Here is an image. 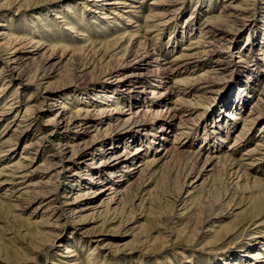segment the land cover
Here are the masks:
<instances>
[{
	"label": "bare ground",
	"instance_id": "obj_1",
	"mask_svg": "<svg viewBox=\"0 0 264 264\" xmlns=\"http://www.w3.org/2000/svg\"><path fill=\"white\" fill-rule=\"evenodd\" d=\"M91 1H93V9L90 10L92 19H95L94 15H99V20L103 21L102 25L107 26L108 29L114 25L112 22L116 20L127 26H131L133 23L132 28L138 27V22L132 20L133 15L138 14V11L136 12L138 7L134 5L137 0ZM181 2L182 0H164L151 3L152 7H150L153 9L146 17L148 31L144 35L152 34V32L159 33L170 24L175 23L174 21L180 16L181 5L178 4ZM198 3L200 7L204 0H199ZM221 8L222 15L218 19L215 18L216 20L209 21L200 29L199 35L192 38L191 43L183 47L184 53L176 56L173 67L170 63L161 62L160 56L155 55L147 42L142 41L138 33L135 32H123L116 40L107 41L104 45L100 44L101 46H85V43L71 50L64 47L65 53H70L71 59L76 61L83 59L84 61L83 66L78 70L75 69L79 78H102L103 83L101 82L96 90L81 95L77 99H67L61 95L49 94L47 92L50 88L46 87L40 95V103L51 101L52 107L59 105L45 125L49 127L47 136H42L35 143L31 142L32 144L28 142L29 144L27 143L24 147L27 154L21 155L19 162L14 169H11V173L15 176L19 172H24L21 177L12 178L27 177L26 171L30 168L34 155L37 157L43 155L45 161L47 159L55 161L53 165L45 162L41 164L42 168L47 170L54 166H58L57 169L60 168V171L75 168L76 172L69 175L70 183L67 195L61 199L55 196L57 186L54 182L51 184L48 180L45 184V187L48 184H51V187L40 207L44 208L45 213H49L47 220L52 216L55 218L52 222L53 225H49L50 229L56 228L58 221H64L67 209L70 210L71 215H76L97 208V214H103L106 218L103 225L113 222L114 217L111 218V215L126 213L131 217L130 222L133 223L134 212L138 210L140 204H136V202L140 200L139 194L145 189V176L150 174L155 167L165 166L174 161L175 164L180 162L182 168L178 169L176 173L174 172L176 192L169 201L173 210L168 214L169 221L177 215H184L193 209H197L199 215H206L205 223L211 217L216 216L218 213L215 212H220L221 207L226 208L227 213L224 216H233V212L238 207L236 208L233 200L231 201L229 198V188L210 189L213 188L214 179H212L211 185L208 184V181L211 180V173L216 167H219V171L226 167V158L216 156L218 150L217 146H214L216 141L221 143L224 142L223 139L227 138L224 134H227L228 130L227 128L221 130L222 122L232 121L235 125L241 115H244L242 128L234 134L232 143L228 145V150L232 151L235 148L245 147L249 137L255 132V125L264 119V89L258 95V101L252 103L246 112L244 111L247 104L246 99L251 96V87L259 80V74L264 69V21L262 22L263 28L259 29L257 25V28L252 27L245 34L246 43L241 47L235 45V49H232L242 56H247L249 61L241 68L240 74H243V77L236 78L235 84L232 80L231 83L234 86L223 97L220 96L219 102L215 103L219 97L218 92L215 91L219 82L218 78L229 72V68L235 61V56L230 53V45L233 44L229 35L230 29L227 28L237 20L236 9L225 3ZM188 16L179 28L183 36H189L194 30L192 21L194 22L196 16L194 13ZM60 21L65 23L66 18H60ZM70 30L74 34L75 30L77 31L75 35L77 40L87 37L85 30L78 31L75 26L70 27ZM22 40L20 39L21 42ZM84 41L87 42V39ZM34 43L38 46L35 45L36 48L33 47L34 49H30L31 51L27 54L21 55V49L14 48L5 57L0 55V60L10 71L16 67L21 69L29 62L32 64L41 53L39 41L32 44ZM42 48H44L43 45ZM44 54L45 52L40 56L42 57ZM46 60L41 74L38 73L34 76L36 79L40 76L38 79L40 81L53 74V67L48 65L52 63L51 57L46 56ZM208 60L209 65L206 67L205 63ZM46 65L49 68H45ZM52 65L54 66V64ZM11 80L7 78L6 83L0 87V94H4L3 92L9 89ZM16 80L21 83L23 79L18 77ZM76 100H79L80 106L74 113L69 112L67 105L72 102L76 103ZM208 101L215 104L206 107ZM87 104L88 106H86ZM8 105H10L9 102H5L3 110H7ZM34 111H37L36 107L31 106L24 111V116H28ZM193 111L195 114L191 115ZM201 116L206 120L204 129L208 132L209 129H212V134L215 136L206 138L207 146L212 148L209 147L206 151L200 149L194 151L190 147L194 139H191L190 142V137H187L186 133L188 129L194 130L198 124H201L199 122ZM3 117V112H1L0 119L2 120ZM20 121L24 122V119ZM208 122L211 126L209 129ZM72 131L77 132L73 137L69 136ZM18 132L17 129L11 131V135L5 141L8 147H13L18 142ZM254 134L257 138L256 143L246 147L239 161H231L228 165L231 175L230 184L236 190L264 191V179L254 178L250 181L247 174L248 171H256L264 164V122ZM186 137L189 142L186 141ZM42 140L45 141L41 142ZM119 145L123 146L120 151H118ZM37 148H43L44 151L38 153ZM29 150L33 151V157L29 156ZM4 156L6 153L0 154V158ZM60 171L51 177L55 178V183L58 182ZM202 178L204 179L199 182ZM11 181L13 180L7 184L13 185ZM75 187H83V189L73 192ZM197 189L201 191V195L204 194L199 202L192 197V192ZM129 195L131 198L127 201ZM7 196L14 197L12 192ZM204 196L205 198H203ZM98 199H100L99 204L92 207ZM33 200V198H29L28 203ZM81 201L85 203L75 206ZM84 205L86 208H79ZM139 206L141 209L142 205ZM101 207H104L102 211L99 210ZM148 212H151L150 209ZM78 221L82 222V219ZM220 229L228 230L227 227ZM102 231L85 232V237H87L85 240L90 242L93 238L100 237ZM50 233L54 234L53 231ZM213 233L215 231H207L206 235L210 237ZM257 238L260 239H255L248 247L249 249H245L233 257L225 256L224 264H260V261L255 262L254 260L264 258V236ZM144 242H149V240ZM61 246L63 247V245ZM97 248L101 247H91L90 255H96ZM250 249L252 251H249ZM63 253L72 254L73 250L65 247ZM96 257L99 259L98 256ZM64 258H71V256ZM91 260L92 258H89V261ZM70 261L75 264V261ZM187 264H193L192 260H189Z\"/></svg>",
	"mask_w": 264,
	"mask_h": 264
},
{
	"label": "rangeland",
	"instance_id": "obj_2",
	"mask_svg": "<svg viewBox=\"0 0 264 264\" xmlns=\"http://www.w3.org/2000/svg\"><path fill=\"white\" fill-rule=\"evenodd\" d=\"M162 1L164 0H137L134 5L138 7L136 9L138 14H134L132 20L138 22V27L132 28L133 23L131 26H127L116 20L112 22L114 25L108 29L107 26L102 25L103 21L99 20V15H94L95 19H92L90 10L93 9V1L91 0H0V55L5 57L14 48L21 49V55L27 54L38 46L35 43L32 44L37 40L41 50L32 64L29 62L27 66L24 65L25 67L22 66L21 69L16 67L10 71L5 67V63L0 60V87L6 83L7 78L8 80L9 78L12 79L9 89L3 92L4 94H0V113L3 112L4 116L2 120L0 119V151L6 153V156L0 158V264H72L70 260L75 261V264H187L189 260H192L193 264H224L225 256L233 257L245 249H249L248 247L255 239H260L257 237L263 238L264 191H240L232 188L228 165L231 161H239L246 147L256 143L257 138L254 133L260 129L264 119L255 125V132L249 137L248 144L232 151L228 150V145L232 143L234 134L242 128L244 115H241L240 120L236 121L235 125L232 121H230L232 124L222 122L221 130L227 128L228 131L226 132L228 133L224 134L227 138L223 139L224 142L221 143L216 141L217 145L214 144V146H217L216 149L218 150L216 156L226 158V167L221 171H219V167H214L215 169L213 168L211 173L212 178L208 184L211 185L212 179H214L213 188L210 189L221 187L220 190H222L228 187L229 198L238 208L233 212V216H224L227 211L225 207H221L220 212L216 211L215 213L218 214L211 217L207 223L204 221L206 215H199L197 209H193L184 215H177L170 221L167 219L168 214L173 212L169 201L176 192L173 177L174 172L176 173L178 169L182 168L180 162L175 164L174 161L165 166H157L145 176V189L139 194L140 200L136 202V204L140 203L142 208L139 209L140 206L138 205V210L134 212L133 223L130 222L131 217L126 213L111 215V218L114 217L113 222L103 225L102 223L106 218L103 214H97V208L76 215H71L72 213L67 209L64 221H58L56 228L50 229L49 225H53L52 222L55 218L52 216L47 220L49 213H45L44 208H41L40 205L45 201L52 182L57 186L56 198L61 199L67 195L69 190L67 188L70 183L69 175L76 172L75 168H69L65 171H60V168L57 169L58 166H54L50 170L44 169L41 164L45 162L53 165L55 161L53 159L45 161L43 155L37 157L33 151L29 150V156L33 157L34 155V157L30 163V168L26 171L27 177L12 178L23 175L24 172H19L15 176L11 173V169H14L19 162L21 155L27 154L24 147L28 142L32 144L42 136H47L49 127L45 125L59 106L52 107L51 101H46L44 104L40 103V95L43 90L47 87V89L50 88L47 92L49 94L61 95L67 99H77L81 95L96 90L103 81L102 78H79L76 70L83 66L84 61L83 59L77 61L71 59L70 53H65V48L71 50L85 43V46H101L107 41L116 40L123 32H135L138 33L142 41L147 42L155 55L160 56L161 62L170 63L173 67L176 56L184 53L183 47L190 44L191 39L197 37L200 29L209 21L216 20L215 18L218 19L222 15L221 7L225 3L230 4L237 13L236 22L227 28L230 29L229 35L232 38L233 45H230V53L235 56V61H233L235 65L233 63L229 72L218 78L219 82L215 91L218 92L219 97L215 103L219 102L220 96L223 97L234 86L238 78L243 77V74H240L241 68L249 61L248 57L242 56L232 49H235V45L241 47L246 43L245 34L252 27L257 28L258 25L259 29L263 28L264 0H204L200 7L199 0H182L181 4H178L181 5L180 16L174 21L175 23L159 31L160 34L152 32V34L144 35L148 31L146 29L148 26L146 25V17L149 11L153 9L151 5ZM191 13L196 16L194 22L192 21L194 30L189 36H183L179 28ZM63 17L66 18L65 23L60 21V18ZM72 26H75L78 31L85 30L87 37L77 40V36H75L77 31L75 30V34L71 33L70 27ZM149 30L151 31V29ZM20 39H23L22 42ZM86 39L88 44L84 41ZM16 40L18 41L16 42ZM43 52L45 54L41 57ZM46 56L52 59V63L48 65L53 67V74L40 81L38 80L40 76L37 79L34 76L38 73L41 74L42 67L47 62ZM207 65H209V60L205 63L206 67ZM262 71L264 72V69ZM263 72L259 74L260 82L258 80L251 87L252 92L250 98L246 99L245 112L252 103L258 101V95L264 89ZM18 77L23 79L21 83L16 80ZM7 101L10 104L8 105L9 108L3 110ZM78 101L67 105L69 112L74 113L77 110V107L80 106ZM209 101L206 107L215 104ZM31 106L36 107L37 111L24 116V111ZM194 112H191V115H194ZM21 119H24V122L20 121ZM199 122L201 124H198L194 130L188 129L186 136L190 137V142L191 139H194L190 145L192 150L206 151L207 148L211 147L207 146L208 140L206 138L208 136L212 138L215 135L212 134V129H209L211 128L209 122L207 123L209 132L204 129L206 126L204 117L201 116ZM14 129L19 131L17 133L18 142H14L13 147H8L5 141ZM76 133L72 131L69 136L73 137ZM187 137L186 141L189 142ZM118 147V151L123 148L121 145ZM37 151L42 153L44 149L37 148ZM57 171H60L61 174H59L58 182L55 183V178L52 179L51 177ZM247 174L250 181L254 178L264 179V164L256 171H248ZM10 180H13L11 181L13 185L7 184ZM48 180L51 184L45 187ZM82 189L83 187H75L73 192ZM10 192L14 197L9 198L7 196ZM192 193V197L198 202L204 195L203 193L201 195V191L198 189ZM29 198H33V202L28 203ZM130 198L131 195L127 201ZM100 199L96 200L92 207L97 206ZM84 203L81 201L75 206ZM85 206L79 208H86ZM103 209L104 207L99 208L100 211ZM149 209L150 213L148 212ZM78 217L82 219V222H80L81 220L78 221ZM225 227L228 228L227 231L220 229ZM51 230L54 234L50 233ZM97 230H103L100 237L93 238L90 242L85 240L87 238L85 232ZM113 231L115 232L112 233ZM207 231H215V233L209 237L206 235ZM145 240H149V242H144ZM260 242L263 243V241ZM93 246L101 247L100 249L97 248L96 255H90V249ZM65 247L72 249L74 254L63 253ZM70 256L71 258H64ZM89 258L92 260L89 261ZM247 259L249 260V258ZM254 261H260V264H264L263 257Z\"/></svg>",
	"mask_w": 264,
	"mask_h": 264
}]
</instances>
